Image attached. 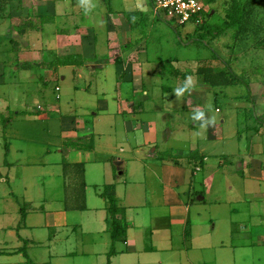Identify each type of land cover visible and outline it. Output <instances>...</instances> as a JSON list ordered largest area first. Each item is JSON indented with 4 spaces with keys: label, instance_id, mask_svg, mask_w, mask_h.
I'll return each mask as SVG.
<instances>
[{
    "label": "crops",
    "instance_id": "0c3cea01",
    "mask_svg": "<svg viewBox=\"0 0 264 264\" xmlns=\"http://www.w3.org/2000/svg\"><path fill=\"white\" fill-rule=\"evenodd\" d=\"M43 1L44 5L50 4V12L43 17L51 20L47 27L54 25L59 29L51 36L32 32V40L21 37L27 44L34 42L32 49H19L12 60L0 53V64L4 67L0 78L4 70L17 73L19 67L31 68L28 75L43 86L39 96L43 94L47 98L44 89L56 82V97L60 99V81L67 80L63 74L66 68L71 69L74 80L84 79L86 83L85 76L94 78L97 69L107 74V65L102 62L106 60L116 70L111 86L122 88L120 81L129 80L134 93L143 91L149 95L142 61H149L151 26L159 23L151 0L142 3L138 0ZM0 18L5 21L1 9ZM36 19L32 17L33 21ZM102 25L105 30L98 33ZM38 36L40 39L36 41ZM45 43L53 45L44 49ZM13 60L20 63L19 67L12 66ZM91 86L92 83L74 84L77 93L86 90L84 102L90 100L96 107L105 102L102 106L106 111L102 115H107L112 111L111 105L107 98L98 95L107 93L109 85L93 91ZM78 95L81 96L76 95V102L82 107ZM2 97L6 103L7 93L3 91ZM131 97L114 101V113H135L137 109ZM9 107L0 113H6ZM38 109L35 115L40 119H52L43 106ZM26 116L25 111H20L4 118V125L0 123L1 133H6L0 134V264H222L217 253L220 247L230 245L235 255L224 258L230 262L239 250L251 244L250 240L264 242V158H259L264 147L258 148L252 157L246 156L247 149L237 153L240 158L235 153L222 155L220 166L225 162L236 164L234 169L243 176L235 185L220 181L215 186L217 189L212 187L227 197L224 182L242 196L225 200L223 196H209L207 189L211 186L194 175L197 170H192L198 160L203 162L200 169L205 166L208 155L205 147L173 152L175 157H186L183 162L177 157L172 160L157 157L159 164L149 169L145 157L157 152L156 134L153 138L142 134L137 141L126 134L128 143H121L108 155L104 151L109 152L111 145L100 143L102 135L96 134L94 124L83 115L55 118L61 120V134H20ZM127 122L125 126L129 130L130 122L128 125ZM134 123L138 125V121ZM56 135V140H52ZM207 139L220 142L225 137L207 134ZM151 146L153 150L146 154V148L149 150ZM99 148L102 153L96 155ZM137 163L144 165L139 176ZM65 164H69L66 171ZM77 164L84 165L83 181L76 174ZM147 169L150 175L153 173L159 193V204L152 213L149 198L146 203H140L148 197ZM247 173L249 180L245 178ZM107 184L116 185L117 202L124 209L127 223L126 239L115 242L112 256L109 255L113 244L112 219L107 211V199L102 195ZM121 187L124 198L119 196ZM215 208L228 214L225 221H218ZM146 210L150 211L149 215ZM220 225L231 238L216 231ZM245 234L249 235L248 240L237 245L234 237L245 239Z\"/></svg>",
    "mask_w": 264,
    "mask_h": 264
},
{
    "label": "rangeland",
    "instance_id": "374dc122",
    "mask_svg": "<svg viewBox=\"0 0 264 264\" xmlns=\"http://www.w3.org/2000/svg\"><path fill=\"white\" fill-rule=\"evenodd\" d=\"M138 1L145 2V0ZM207 1V10L212 13L207 20L204 16L203 25L211 28L208 31L204 29L200 32L193 22H188L185 25L176 23L178 27H175L173 22L170 25L161 19L154 27L151 26L152 36L149 40V51H147L149 61L146 59L145 62L142 61L145 72L144 82L146 89L149 90V95H145L143 91L134 93L129 80L120 81L123 83L122 88L119 85L111 86L116 76L115 67L109 65L106 60H102L107 65V74L104 70L97 69L94 78L85 76L87 79L85 83L84 79L74 80L71 69L66 68V72L63 74L67 80L60 81V99L56 97L57 92L54 87L56 82H52L44 89L45 93L48 92V97L45 98L41 94L42 98L39 96L43 89L42 84L36 78L28 75L31 68H20V63L13 60L12 66L15 64V67H19L17 73L4 70V74L0 78V111L10 105L6 113H0V123L4 125V118L25 111L27 116L23 118H26V121L23 122L20 134H61L63 128L61 120L55 118L68 117L78 113L94 124L96 134L102 135L100 143H103L104 146L111 145L109 152L108 150L104 151L108 155L113 151V148L121 143L122 145L123 142L128 143L126 134L133 136L136 141L140 140L142 134H149L151 138L156 134L157 152L153 156L145 157L149 169L159 164L160 161L157 157H160L161 160L163 158L172 160L173 157L178 158L173 153L177 150L189 151L194 146L205 147L207 149L205 153L208 154L205 166L200 169L203 162L198 160L192 165V170H197L194 175L198 179H205L211 186L207 189L208 195L223 196L225 200H231L234 196L242 197L226 184L232 182L235 185L238 182L237 179L243 178L238 174L237 169H234L237 165L227 164L225 159V164L220 166V160H223L221 159L222 155L229 153H235L233 155L238 158L237 153L241 149H247L246 156L252 157L254 155L252 153L258 152V148L264 147V5L254 6L250 17L244 23L240 21L243 25L239 27L227 16V8L232 7L233 0ZM104 2H102L103 7ZM44 4L46 3L43 0H3L0 5L2 15L5 17V21L0 18V48L3 50L0 53L3 57L12 60V56L18 54L16 51L19 49L24 48L31 51V45L34 42L27 44L26 39L21 37H29L32 40V32L37 35L49 34L51 36V33H55L56 28L59 29L54 25L47 27L46 23L51 20H45L43 17L45 18L46 14L50 12V4ZM33 16L37 17L34 21L32 20ZM7 18L9 19L7 20ZM30 21L33 22L31 25H29ZM25 23L28 24L24 28L27 31L25 35L15 33V28ZM98 28V33L105 30L104 25ZM4 30L5 32H3ZM83 35L80 32L81 38L85 39ZM39 39L38 36L36 41ZM89 44L91 42L88 43V46ZM49 45L53 44L45 43L42 48L47 49ZM214 52L229 61L236 72L244 75L250 83L251 94L248 87L243 84L229 83L228 86H214L204 81L205 74L200 70L202 67L226 70L225 63L214 57ZM133 59L137 60L136 57ZM2 68L4 67L0 64V70ZM87 83H92L90 91L104 89L106 84L109 85L107 93H100L98 96L107 98L111 105L109 109H112L110 113L102 115L106 111V108L102 106L105 102L100 103L99 107L92 105L90 100L84 102L85 89L82 90V93L75 91L74 84L84 86ZM101 83L103 86L99 87ZM116 87L119 89L120 95L116 93ZM181 89L183 91H178ZM3 91L7 93L6 103L4 102L5 98L2 97ZM77 94L81 95L78 97L82 99L84 104L82 107L76 102ZM128 96H132L131 101L136 105L135 113L127 115L114 113L116 103L113 102L119 99L126 100ZM90 99L96 100L97 98ZM42 106L52 119H40L35 115L36 112H39L38 108ZM197 112H203L204 115L197 119L195 118ZM126 121L130 122H127V125L130 124L129 130L125 126ZM134 121H138V125ZM139 126H142L144 130ZM134 127L136 128L134 129ZM0 134L6 133L0 131ZM137 134H139L138 137ZM207 134H223L225 140L209 141ZM121 136L122 140H120ZM56 138L57 135L52 140L55 141ZM153 148L154 146H151L149 150L146 148L145 153L150 154ZM117 152L118 149L114 154ZM100 153H102L101 148L98 149L96 155ZM260 157L264 158V154ZM180 158L178 159L182 162L183 159H187L182 156ZM138 163L136 175L139 176L144 165L142 164L140 167L141 163ZM147 174V188L150 192L148 193L147 190L148 197L142 198L140 203H146L149 198L152 213L156 211L159 204L157 203L159 193L157 194L158 186L153 178V173L150 175L148 170ZM247 175L248 173L245 178L249 180ZM220 181L226 182H222V184L226 186L224 194L227 197L222 192H215L212 189V187L217 189L215 186ZM123 188L121 187L119 193L120 198H124ZM152 190L156 194H153ZM120 202L122 203L123 200L121 199ZM149 213L150 211L146 210V215ZM214 213L218 215L219 222L227 219L228 214L223 210L218 211L215 208ZM208 214L211 217V213ZM224 230L225 228L221 225L216 228V231L223 237L231 238ZM245 237L247 239L234 237V241L237 245H241L242 241L248 240L249 235L245 234ZM248 243L251 244H247L239 250L230 262L229 260L235 255L234 251L230 245L220 247L217 253L222 264H264V242L250 240ZM224 258L230 259L224 260Z\"/></svg>",
    "mask_w": 264,
    "mask_h": 264
},
{
    "label": "trees",
    "instance_id": "16d2710c",
    "mask_svg": "<svg viewBox=\"0 0 264 264\" xmlns=\"http://www.w3.org/2000/svg\"><path fill=\"white\" fill-rule=\"evenodd\" d=\"M259 2V3H258ZM264 0H233L232 1V7L227 8V16L229 19L235 21L233 22L237 26L243 25L245 21L250 17L252 10L254 6L257 5H264ZM152 5V3H151ZM211 11H207L204 13L205 20L208 19V17L211 15ZM204 20V21H205ZM203 22L196 24L195 27L197 30L202 32L204 29L208 31L211 28L209 26L205 27L206 25H203ZM240 21H243L241 24ZM170 25H172V22H168ZM33 22L30 21L29 25H31ZM186 24V23H185ZM182 24V25H185ZM25 25H28L25 23L24 25L17 26L15 30L20 34L24 35L25 31L24 28H26ZM175 27H178L176 24H174ZM180 25V24H179ZM204 40V38H201ZM200 39V40H201ZM205 45H208L204 43ZM214 57L220 59L225 63L226 70H215L212 67H202L200 70L204 72V81L206 83H209L210 85L214 86H225L229 83L232 84H243L246 85L249 89V93L251 92L250 83L247 81V79L244 77V75L236 72L233 67L231 66L230 62L225 60L221 55H219L217 52H214ZM228 86V85H227ZM251 94V93H250ZM8 148V147H7ZM202 162V161H201ZM69 164H65V171L68 170ZM76 174L78 178H81L83 181L84 179V165L83 164H77L76 166ZM102 195L107 199V209L111 215V237L113 239V244L111 247V250L109 251V255L112 256L115 252V242L116 241H124L127 236V223L125 221V214L124 209L118 204L117 202V195H116V185L115 184H107L105 186V189L102 193Z\"/></svg>",
    "mask_w": 264,
    "mask_h": 264
},
{
    "label": "built area",
    "instance_id": "2783aa9c",
    "mask_svg": "<svg viewBox=\"0 0 264 264\" xmlns=\"http://www.w3.org/2000/svg\"><path fill=\"white\" fill-rule=\"evenodd\" d=\"M207 0H151L154 15L164 21L174 24L204 21L207 10Z\"/></svg>",
    "mask_w": 264,
    "mask_h": 264
},
{
    "label": "clouds",
    "instance_id": "9594fccd",
    "mask_svg": "<svg viewBox=\"0 0 264 264\" xmlns=\"http://www.w3.org/2000/svg\"><path fill=\"white\" fill-rule=\"evenodd\" d=\"M186 87H187V85H186ZM178 91H183V90L181 89V90H178ZM203 115H204L203 112H197L195 118L199 119V118L202 117Z\"/></svg>",
    "mask_w": 264,
    "mask_h": 264
}]
</instances>
